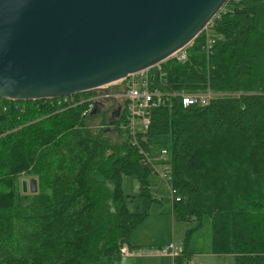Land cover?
<instances>
[{
	"label": "trees",
	"instance_id": "trees-1",
	"mask_svg": "<svg viewBox=\"0 0 264 264\" xmlns=\"http://www.w3.org/2000/svg\"><path fill=\"white\" fill-rule=\"evenodd\" d=\"M185 53L160 64L162 90L209 91V104L170 98L134 135L124 110L88 124L96 115L82 99L94 92L73 105L0 100V264L119 263L159 203L149 178L162 151L182 256L207 220L214 255L264 264V0H228ZM125 177L137 182L136 211ZM27 178L35 194L22 192Z\"/></svg>",
	"mask_w": 264,
	"mask_h": 264
},
{
	"label": "water",
	"instance_id": "water-1",
	"mask_svg": "<svg viewBox=\"0 0 264 264\" xmlns=\"http://www.w3.org/2000/svg\"><path fill=\"white\" fill-rule=\"evenodd\" d=\"M227 2L0 0V100L107 94L190 45ZM100 109L95 104L91 115ZM21 186L37 192L35 179Z\"/></svg>",
	"mask_w": 264,
	"mask_h": 264
},
{
	"label": "built area",
	"instance_id": "built-area-1",
	"mask_svg": "<svg viewBox=\"0 0 264 264\" xmlns=\"http://www.w3.org/2000/svg\"><path fill=\"white\" fill-rule=\"evenodd\" d=\"M211 24V23H210ZM209 24V25H210ZM208 25V26H209ZM208 26L206 28H208ZM205 28V30H206ZM212 41H207V46L211 47ZM187 48V47H186ZM186 48L175 53L171 58L177 59L179 62L186 61ZM169 58V59H171ZM155 70V71H153ZM119 84V89L115 92L104 94L101 92L99 97H90L82 99L88 103V110L84 115L91 112L97 103H105L108 101L113 104L114 110L121 112L124 110L125 119L127 122V129L131 135L138 131L146 130L150 124V112L152 109L163 107L167 104L170 98H177L180 100L182 107L189 106H206L209 104L213 94L209 91L204 93L187 94L185 92L165 93L162 87L166 84L165 74L160 68V64L147 69L139 74L129 76L121 81L115 82L111 85ZM109 85V86H111ZM108 86V87H109ZM99 91V90H98ZM95 92V91H91ZM75 96V95H74ZM74 96L63 97L48 101H55L56 105H73L75 104ZM166 152H161V157L158 159L162 162V170L158 171L159 179L167 184L170 180L171 168L166 159ZM153 159L149 158L148 162L153 163ZM160 256L177 259L182 256L183 250L181 245H176L174 242L168 244L164 248L157 251ZM144 252L131 249L124 245L120 250V257H141ZM118 264V263H117Z\"/></svg>",
	"mask_w": 264,
	"mask_h": 264
},
{
	"label": "rangeland",
	"instance_id": "rangeland-1",
	"mask_svg": "<svg viewBox=\"0 0 264 264\" xmlns=\"http://www.w3.org/2000/svg\"><path fill=\"white\" fill-rule=\"evenodd\" d=\"M119 86V84H114L107 87V89L109 92H115L119 89ZM98 92L99 91H95L92 98L99 97L101 93ZM111 118L107 117V122H109ZM87 122L97 128L100 124V117H89ZM108 129L109 127L107 126V132H111ZM156 169L157 171H161L162 166L158 165ZM24 180L27 182L29 181L28 178ZM149 181L152 189H158L157 199L159 200V203L151 207L148 220L142 224L141 228L135 231L131 242L141 243V245L144 246L160 244L163 242L164 245L167 243L165 245L167 246L172 243V241H175L176 245H178L183 239L186 225L183 223H175L171 218L172 197L166 184L162 182L157 175L151 176ZM122 188L124 192L132 198V202L129 204L130 209L136 211V208L140 205L137 199L136 180L133 177L123 178ZM189 248L197 253L207 254V256H202L200 260L198 257L197 261L192 262L193 264H234L231 256H217L212 253L211 231L207 220L204 222L203 229L195 232L191 236Z\"/></svg>",
	"mask_w": 264,
	"mask_h": 264
},
{
	"label": "crops",
	"instance_id": "crops-1",
	"mask_svg": "<svg viewBox=\"0 0 264 264\" xmlns=\"http://www.w3.org/2000/svg\"><path fill=\"white\" fill-rule=\"evenodd\" d=\"M171 208H172V206H171ZM171 218H172V215H171ZM147 220H148V218L146 219V221ZM141 227H139V228H141ZM134 233H133V235H134ZM131 241H132V238H131ZM174 243H175V241H174ZM165 245L162 242L160 244H154V245L151 244L148 246H144V245H141V243L131 242V249H135V250H139L141 252H144V255L141 257H133V258L124 257V258H121V260L118 264H193L192 262L197 261L198 257L200 260L202 256H207V254L197 253L196 251L192 250L189 247H187L186 252L183 256L177 258L178 260L172 259L170 257L158 255L157 251L164 248ZM178 245H181V243H179Z\"/></svg>",
	"mask_w": 264,
	"mask_h": 264
},
{
	"label": "flooded vegetation",
	"instance_id": "flooded-vegetation-1",
	"mask_svg": "<svg viewBox=\"0 0 264 264\" xmlns=\"http://www.w3.org/2000/svg\"><path fill=\"white\" fill-rule=\"evenodd\" d=\"M100 92V91H99ZM98 92V93H99ZM101 93V92H100ZM101 106L100 109V114L96 115V116H101L103 118H107V117H113L114 116V109H113V104L110 105L111 103H109L108 101H106L105 103H99ZM95 109V107L93 108V110ZM92 110V111H93Z\"/></svg>",
	"mask_w": 264,
	"mask_h": 264
},
{
	"label": "bare ground",
	"instance_id": "bare-ground-1",
	"mask_svg": "<svg viewBox=\"0 0 264 264\" xmlns=\"http://www.w3.org/2000/svg\"><path fill=\"white\" fill-rule=\"evenodd\" d=\"M91 93V92H90ZM87 99V98H86ZM110 105H112V104H110ZM115 111V110H114ZM124 112V111H123ZM87 116V115H86Z\"/></svg>",
	"mask_w": 264,
	"mask_h": 264
}]
</instances>
